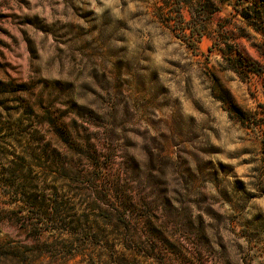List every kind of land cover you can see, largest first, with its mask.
Masks as SVG:
<instances>
[{"label":"rangeland","instance_id":"1","mask_svg":"<svg viewBox=\"0 0 264 264\" xmlns=\"http://www.w3.org/2000/svg\"><path fill=\"white\" fill-rule=\"evenodd\" d=\"M183 1L0 0V264H264V0Z\"/></svg>","mask_w":264,"mask_h":264},{"label":"trees","instance_id":"2","mask_svg":"<svg viewBox=\"0 0 264 264\" xmlns=\"http://www.w3.org/2000/svg\"><path fill=\"white\" fill-rule=\"evenodd\" d=\"M169 1H171L172 2V5H173V7H175V13L181 18V19H183V16H182V9L184 8V5H186L187 3L186 2H184L183 0H169ZM188 5V7H189V13H190V15H191V17H190V20H189V22H190V24H191V26H190V35H191V37H195L194 39H199L200 37H201V32H199L198 30H194V29H196V28H198L199 26V13H196L195 11H194V9H192L191 8V6H190V4H187ZM230 53H231V48H230V46H228L227 45V47L226 48H223L222 50H221V55H222V57H224V56H229L228 57V60L230 61V62H232V64H231V66H230V70L231 71H233V72H236V70H238V68H240L241 70L242 69H244L242 66H240V67H238V65H239V59H237L236 57H232V56H230ZM237 60H238V64H237ZM248 72H252V71H250V70H248Z\"/></svg>","mask_w":264,"mask_h":264}]
</instances>
